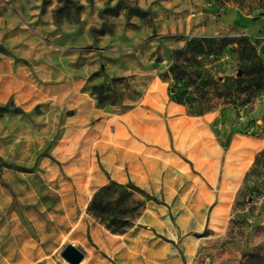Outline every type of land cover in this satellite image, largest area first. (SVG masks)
<instances>
[{
    "label": "rangeland",
    "instance_id": "374dc122",
    "mask_svg": "<svg viewBox=\"0 0 264 264\" xmlns=\"http://www.w3.org/2000/svg\"><path fill=\"white\" fill-rule=\"evenodd\" d=\"M78 4V15L66 8L69 15L64 11L57 22L59 0H0V44L10 51L0 54V102L14 100L24 111L0 116V140L17 138L0 150V264H71L61 256L68 243L84 251L83 264H116L98 246L97 231L139 229L161 241L169 219L196 225L179 200L182 191L170 197L133 179L111 178L93 141L112 143L113 135L138 153L144 143L154 147L163 182L215 188L210 204L208 191L196 192L207 206L195 204L201 228L185 232L198 242L188 264H264V116L257 121L251 112L257 98L229 105L231 116L228 106L203 115L188 114L185 107V114L173 100L172 80L161 76L169 68L167 48L195 36H232L223 26L231 4L257 17L264 15V0ZM232 48L208 62L215 76L237 75L249 62ZM160 53L164 58L156 64ZM111 77L119 78L118 96L105 91L99 106L91 90ZM79 88L104 110L96 136L84 138L80 129L64 135L71 110L63 106L70 104V90L79 94ZM70 106L84 111L76 99ZM94 121L84 116L72 125ZM106 185L102 206L89 212L94 194Z\"/></svg>",
    "mask_w": 264,
    "mask_h": 264
},
{
    "label": "crops",
    "instance_id": "0c3cea01",
    "mask_svg": "<svg viewBox=\"0 0 264 264\" xmlns=\"http://www.w3.org/2000/svg\"><path fill=\"white\" fill-rule=\"evenodd\" d=\"M234 8L235 6L231 4V8L224 15V28L230 31L231 34H234L232 36H250L264 62V15L253 17L242 11L237 12ZM79 90V94L75 92V89L70 90V97H67L66 101L71 104L72 100L76 99L84 111L77 112L70 104H64L63 108H70L71 110V113L65 117L64 135L67 133L70 135L73 130L80 129L84 131V138L85 136H96L103 126L102 112L104 110L97 106L95 99L88 91H84L82 88H79ZM252 105L251 112L258 115L257 121L262 122V117L264 116V92L257 97ZM227 106V113L231 116L233 108L229 107V105ZM183 107V112L185 113V106L183 105ZM97 111L99 112L96 113ZM210 112L214 113V111ZM84 116L91 119L94 118L95 121L87 126L72 125L81 121ZM180 116H183V113ZM116 138V136H112V143L101 144L96 139L93 141L97 145L96 150L99 154L101 152L100 158L103 159L107 173L111 175V178L121 181L133 179L150 191H167L170 197L174 195V192L182 191L179 195V200L183 201L184 206L187 208L186 215L195 216L197 221L196 225L194 224L193 226L189 222L178 226L173 224L169 219L164 223L163 231L165 239L161 241L154 238L149 231L139 229L128 230L124 233L97 231L96 239L98 240V246L103 251L108 252L116 264H188L186 258L197 248L198 242L190 235H185V232L198 231L201 228L202 211L199 208L196 209L194 207L195 204L199 202L204 207L207 206L206 197L198 195L196 192L200 190L208 191V201L210 204L212 200L216 199L215 188L209 183L203 186L193 182H185L183 184L163 182L162 163L154 158L152 150L154 147L144 143L142 152L138 153L117 144L115 142ZM14 139L17 138L11 137L0 140V150H2L3 145L6 144L5 146H8L10 141ZM255 141L261 142L260 148L263 146L262 141ZM58 145L59 143L56 145V148ZM8 149L9 147H5L4 151H8ZM182 168H180V171L187 173L186 171H182ZM99 179H103V177L100 175ZM103 182H106V180H102ZM148 216L150 217L151 215L148 213ZM98 259L100 258L98 257ZM81 262L83 264L84 260Z\"/></svg>",
    "mask_w": 264,
    "mask_h": 264
},
{
    "label": "trees",
    "instance_id": "16d2710c",
    "mask_svg": "<svg viewBox=\"0 0 264 264\" xmlns=\"http://www.w3.org/2000/svg\"><path fill=\"white\" fill-rule=\"evenodd\" d=\"M59 3L54 11L57 22L66 8L73 9L75 15L82 9L78 0H59ZM65 13L69 15V12ZM234 44L237 47L233 46ZM229 46L238 52L241 59H247L249 62L238 68L237 75L215 76L208 67V62L217 60ZM0 54L8 55L10 51L0 44ZM164 56L169 62V68L161 73V76L172 80L173 100L183 104L188 114L203 115L221 106L238 103L246 105L252 103L264 91V62L250 36H195L186 40L182 46L167 48ZM164 56L158 54L155 63L161 62ZM97 73L98 71L94 72L92 76ZM118 80V77H111L109 84L102 82L92 88L91 93L96 97L99 106L104 105L105 91H111L118 96ZM10 113L19 114L24 111L14 100L5 105L0 102V116ZM107 187L103 186L94 194L88 206L89 212L95 213L102 206L100 199Z\"/></svg>",
    "mask_w": 264,
    "mask_h": 264
},
{
    "label": "water",
    "instance_id": "95a60500",
    "mask_svg": "<svg viewBox=\"0 0 264 264\" xmlns=\"http://www.w3.org/2000/svg\"><path fill=\"white\" fill-rule=\"evenodd\" d=\"M61 256L71 264H80L85 257V253L75 244L68 243L62 248Z\"/></svg>",
    "mask_w": 264,
    "mask_h": 264
}]
</instances>
